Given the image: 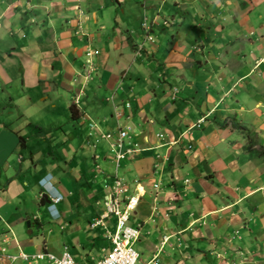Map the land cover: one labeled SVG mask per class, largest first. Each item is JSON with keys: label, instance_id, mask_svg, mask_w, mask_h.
I'll return each mask as SVG.
<instances>
[{"label": "crops", "instance_id": "0c3cea01", "mask_svg": "<svg viewBox=\"0 0 264 264\" xmlns=\"http://www.w3.org/2000/svg\"><path fill=\"white\" fill-rule=\"evenodd\" d=\"M125 128L142 262L264 264V0H0V254L97 262Z\"/></svg>", "mask_w": 264, "mask_h": 264}, {"label": "built area", "instance_id": "2783aa9c", "mask_svg": "<svg viewBox=\"0 0 264 264\" xmlns=\"http://www.w3.org/2000/svg\"><path fill=\"white\" fill-rule=\"evenodd\" d=\"M145 26V24H144ZM148 41L152 42L150 37ZM129 109V105L126 106ZM116 117H121V112L118 111ZM129 128L119 129L117 133L109 132L100 133L99 139L108 143V156L113 161L115 166L114 181L111 189L107 192L101 200L104 212L99 216L91 219V229L102 226L106 228V221H114V233L107 236L111 240V250L105 257L97 262H87L86 264H160L155 257L152 261L142 262L135 250V244L140 238V226L133 228L130 225V220L138 207L140 197L138 192L136 195L129 194V188L124 177H122L118 170L120 163L126 160L138 148L134 143H130ZM95 148V146H94ZM44 186H49L48 183H43ZM51 192V191H50ZM47 194L52 205L59 203L62 197L59 195H52L48 190L43 192ZM54 208V207H52ZM5 258L8 264H75L72 256L65 250L59 256L54 255L49 251H43L33 255L26 253H19L17 255H3L0 254V260Z\"/></svg>", "mask_w": 264, "mask_h": 264}, {"label": "rangeland", "instance_id": "374dc122", "mask_svg": "<svg viewBox=\"0 0 264 264\" xmlns=\"http://www.w3.org/2000/svg\"><path fill=\"white\" fill-rule=\"evenodd\" d=\"M196 50H198V49H196ZM101 206H102V204H101ZM101 210H102L101 213H103L104 210L103 209H101ZM105 223L107 225L105 229L101 228L100 231L94 230L93 232L89 233V235L92 238H88V239H87L86 232L82 230L83 224L81 223V225L79 226V230H77L76 228L73 227L74 230H76V233L74 234V238L70 239V238H67L65 235L63 237L61 236L60 245L68 246V247L71 248V250H73L72 247L69 245V243L73 242L75 239L81 240L83 243H85L86 247H87V243H93V245L95 244V247L94 248L93 247L92 248H89V247L87 248V249L93 250L91 252V255H90V258L89 259H91V257H95L96 259H94L93 261H95V260L98 261L104 255V253L102 252V249L108 251L109 250V246L111 247V244H110V242L107 239V236L112 235L114 233V230H115V228H114V221H111V224H110L109 221H106ZM130 224H131V226L133 228H136L137 223H135L134 217L131 218ZM34 231H35V234H37L38 236H40L42 234L41 230L39 231L38 228L35 229ZM68 232H71V231L68 230ZM92 239H94L95 241L92 242ZM135 249L138 252V250H139L138 249V245H135ZM76 251L77 250L75 249V252ZM78 251L82 254L83 260H84V256L83 255H85L86 253L89 252L88 250H85L84 247H80V249ZM142 259L143 258L140 257L139 260L140 261H143L144 259L143 260Z\"/></svg>", "mask_w": 264, "mask_h": 264}, {"label": "clouds", "instance_id": "9594fccd", "mask_svg": "<svg viewBox=\"0 0 264 264\" xmlns=\"http://www.w3.org/2000/svg\"><path fill=\"white\" fill-rule=\"evenodd\" d=\"M49 177V176H48ZM43 183H48L49 186H44ZM40 185V188H41V196H42V199L45 198L47 200V203H48V206H47V211L51 214L53 211H55L57 209V205L62 201H60L59 203L55 204V205H52L51 201L49 200V197L47 194H44L43 192H45V190H48V192L50 193V196H52L53 194L54 195H59L61 196L55 189L54 185L52 184L51 182V178H49L48 180H45L43 179L42 181H40L39 183ZM51 191V192H50ZM62 197V196H61ZM63 199V198H62ZM54 207V208H52ZM52 215V214H51ZM58 218L54 217L53 220L56 221L58 220Z\"/></svg>", "mask_w": 264, "mask_h": 264}, {"label": "trees", "instance_id": "16d2710c", "mask_svg": "<svg viewBox=\"0 0 264 264\" xmlns=\"http://www.w3.org/2000/svg\"><path fill=\"white\" fill-rule=\"evenodd\" d=\"M72 115H73V118H76L77 114L75 111L72 110ZM235 127H238L237 125L233 124ZM225 125H223L222 127H224ZM246 151L247 152H254L255 154H257L258 156L260 157H264V150H254L253 149V145L252 144H249L247 147H246Z\"/></svg>", "mask_w": 264, "mask_h": 264}]
</instances>
